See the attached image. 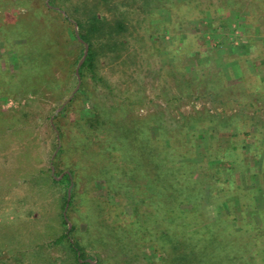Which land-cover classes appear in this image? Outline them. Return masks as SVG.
<instances>
[{"label":"rangeland","instance_id":"374dc122","mask_svg":"<svg viewBox=\"0 0 264 264\" xmlns=\"http://www.w3.org/2000/svg\"><path fill=\"white\" fill-rule=\"evenodd\" d=\"M48 1L19 0L6 8L0 2V27L21 19L28 41L42 37L48 52L57 47L51 73L61 80L65 99L47 87L0 94V264H77L66 239L55 243L72 223L73 240L90 252V244L95 248L96 240L131 221L133 197L127 199L123 189L114 195L98 174L90 178L99 167H83L86 151L98 152V139L108 145L103 134L92 141L85 131L83 120L94 110L112 121L106 135L111 143L117 142V125H133L141 131L137 153L201 165L207 180L195 187L201 191L196 198L186 190L180 195L177 218L219 219L217 232L226 226L222 220L235 219V255L254 251L253 264H264V0H54L50 12L43 7ZM93 12L103 20L90 34L97 76L86 71L80 78L88 45L72 40L62 17L76 33L88 34L86 19ZM10 56L0 45L1 70L15 69ZM73 96L65 115L56 118L58 139L52 114ZM57 145L65 152L58 160ZM73 161L80 177L69 209L62 206L66 186L50 175ZM215 169L220 180L210 181ZM197 199L201 205L194 206ZM220 237L230 248L233 243ZM151 248L131 245L128 252L142 262L154 257ZM100 251L105 264H120L115 246Z\"/></svg>","mask_w":264,"mask_h":264},{"label":"trees","instance_id":"16d2710c","mask_svg":"<svg viewBox=\"0 0 264 264\" xmlns=\"http://www.w3.org/2000/svg\"><path fill=\"white\" fill-rule=\"evenodd\" d=\"M0 2L3 8H6L7 6L14 7L16 3H19V0H0ZM43 4V7L49 12L53 11L50 4L55 5L54 0H49L47 4ZM62 21L66 29L70 30L69 36L72 40L76 41L78 45L85 43L88 45L85 58L77 71V76L82 78L87 71L95 79L97 76L93 64L95 52L90 34L103 24L102 17L94 12L87 17L86 21L90 31L88 34L83 30L76 33L72 22L67 16H63ZM76 27L78 29L83 28V23L77 21ZM120 28H122V25L120 23L116 24L115 29L119 30ZM25 30H27V27L21 19L0 27V45H3L4 49L11 53L10 59L12 57L15 62V69L12 72H9L8 68L0 69V94L3 95L2 97H6L17 93L36 92L39 87H47V91H51L53 95L59 96L57 97L59 100H63V90L59 86L61 80H58L51 73L58 52L57 47L53 46V52L49 47L48 52V48L45 47L47 42L45 39L41 37L39 40L35 39L36 42L34 43L30 42L25 36ZM19 39H23V42H20ZM71 73L75 74L73 70H71ZM72 101H74V96L66 101L57 113L52 114L53 126L59 132L58 139L62 137L57 122L58 116L65 115ZM111 122L110 119L103 117L98 110H94L92 116H88L83 120L85 131L94 137L91 139L92 141L98 138L101 133L106 138L105 143L108 142V145H102L103 140L98 139L100 145L98 146V152L89 154L86 151L87 156L83 167H87L89 163L96 166V169L99 167L97 173L93 171L89 173L90 178L94 179L98 174V177L103 178L107 188L114 195H119L118 191L123 189L128 195L127 199L133 197L131 199L134 204L131 221L126 225H117L112 233L96 240L97 245L94 246L95 248H92L90 244V252L78 241L73 240L72 234L77 228L75 222L55 240V243H60L66 239L75 254L77 264H91L93 260L95 264H105L100 251L102 245L115 246L117 251L113 252L117 259L116 262H120V264H237V260L240 261V259H245L246 263L241 262L239 264H253L256 257L254 251L249 250V253L245 256L235 255V252H239L235 250L237 244L235 242L238 237L233 234L235 225L232 224V221L235 219L222 220L226 226L222 228V231L217 232L214 230V225L221 221L219 219L211 222L206 220L190 222L180 216L177 218V202L180 195L186 190L185 194H188V197L191 199L196 198L201 191H196L195 187L202 185L207 180L205 173L200 169L201 165L194 163L195 165L191 166L189 162L192 161L190 159L182 161L169 159L168 157L171 156H165L164 153L161 154L160 158L150 153L145 154L143 152L142 154L141 151L137 153L135 149L141 150L142 148L137 140L141 131L138 128L135 130L136 127L133 125H117L115 127L118 131L117 142L116 144H114L115 142L111 143L112 139L108 141L106 137L107 134H110L109 131L113 130ZM109 126L112 129L108 128ZM150 140L142 138V141L146 143ZM56 151L55 158L58 160L62 152H65L63 147H58V145ZM97 154H99L98 157ZM95 157H97V160L91 161ZM79 168L77 162L73 161V164L64 167V170L56 171L53 175H50L55 184L66 186L63 208L68 206L70 209L74 205L75 188L80 177ZM212 173H214L212 176L209 175L210 181L220 180L219 177H215V174L218 175L219 169H215L209 174ZM61 174L62 176L57 179L56 177ZM69 186L70 192L67 191ZM142 204L146 205L145 212L140 210ZM193 204L194 206L201 205L198 199L196 202L193 201ZM172 205H175V214L169 216L173 211ZM98 208L101 212V207H97L96 210ZM62 221L66 223L64 213L62 214ZM87 222L86 219V225ZM250 229L252 228L250 227L248 230ZM220 233H223L229 244L233 243L230 248L228 246L223 247L226 240L220 237ZM146 244H151L154 257L144 258L145 260L138 262L136 258L138 254L134 251H128L131 249V245L134 246V249L135 247L140 249ZM246 245L251 247L247 242ZM247 251L245 249V252ZM159 256L160 258L157 259Z\"/></svg>","mask_w":264,"mask_h":264},{"label":"water","instance_id":"95a60500","mask_svg":"<svg viewBox=\"0 0 264 264\" xmlns=\"http://www.w3.org/2000/svg\"><path fill=\"white\" fill-rule=\"evenodd\" d=\"M85 53H86V50H85Z\"/></svg>","mask_w":264,"mask_h":264}]
</instances>
